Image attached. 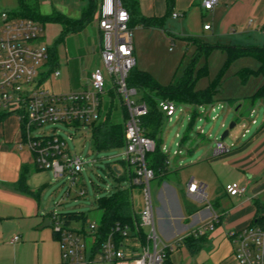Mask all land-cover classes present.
I'll return each mask as SVG.
<instances>
[{
    "label": "built area",
    "instance_id": "1",
    "mask_svg": "<svg viewBox=\"0 0 264 264\" xmlns=\"http://www.w3.org/2000/svg\"><path fill=\"white\" fill-rule=\"evenodd\" d=\"M219 3L220 0H203L202 6L205 10H213ZM13 11H0V112L18 118L23 138L21 143L26 144L34 155L36 166L40 170L52 171L56 180L68 176L73 187L86 163L71 154L69 143L61 136L57 125L78 129L100 122L105 116L106 96L111 95L112 90L107 89V79L100 67L91 73L80 91L57 93L46 88L48 80H56L62 73L50 64V47L40 43L43 25L30 18L15 17ZM179 16L180 13H173L174 18ZM131 18L123 0H101L97 12L102 37L100 58L128 112L124 161L132 171L130 186L141 189L143 209L139 228L147 230L145 241L140 235L132 236L129 227L119 225L99 242L98 223L88 222L85 231L82 228L74 230L65 226L58 213L52 212L53 231L60 244L63 264H92L96 261L103 264H167L174 250V246L163 242L156 231L152 192L156 174L146 161L147 154L156 150V143L146 136L141 126L148 106L142 100L141 92L128 83L136 66ZM137 96L141 97L134 99ZM158 104L168 121L176 116L178 105L175 102L159 100ZM252 124L257 122L252 120ZM46 126L52 129L46 131ZM243 127L242 137L245 138L250 130L245 125ZM235 146L217 141L215 154L230 153ZM180 153L175 151V155ZM206 188L202 182L191 181L188 192L198 201L208 202ZM225 190L230 196H241L247 187L233 182L226 185ZM219 219L214 214L194 234L203 236L214 231ZM228 235L234 240V258L238 264H264V219ZM89 238L91 247L87 244ZM18 240V236L14 237L13 242ZM95 247L97 252L94 254Z\"/></svg>",
    "mask_w": 264,
    "mask_h": 264
},
{
    "label": "crops",
    "instance_id": "2",
    "mask_svg": "<svg viewBox=\"0 0 264 264\" xmlns=\"http://www.w3.org/2000/svg\"><path fill=\"white\" fill-rule=\"evenodd\" d=\"M202 2L136 0L134 4L129 1L131 9H134L133 24L136 27L135 69L149 72L146 70L147 63L157 65V59L168 41L167 34L172 42L180 39L184 49L188 48V44L197 48V43L219 47H264V0H220L213 10H205ZM56 12L68 16L64 12ZM174 12L180 13V16L174 18ZM143 19L160 22V25L144 26ZM206 26L210 29H205ZM57 58L59 65V53ZM90 76L91 73L89 79ZM61 78L63 88L53 87V90L57 93L71 92L67 75L62 73L52 82L56 83ZM263 135L264 130L255 134L241 149L242 155L240 150L234 153L235 149L227 153L229 155H216L215 151V155H201L193 160L189 171L184 169L183 162L173 165L169 161L167 172L155 179L156 231L163 242L174 246L170 264H183L185 256L195 258L204 248H209L210 260L214 264H238L234 258L236 246L228 234L252 226L259 217L260 205L257 201L252 202L251 198L256 199L262 194L264 187L256 186L251 179L252 175L260 173L252 164L264 156ZM22 140L16 116L9 115L0 121V264H63L50 213L41 203L42 191L47 186L44 179L49 172L36 166L34 155L26 144L22 145ZM228 165L241 171L247 169L249 180L244 186L248 190L254 185L251 198L245 196L247 191L241 196H230L226 192V185L238 183L236 179L223 177L224 168ZM191 181L206 185L208 202L198 201L189 194ZM188 204L194 212L187 211ZM214 214L220 217L216 228L206 234L202 249L197 254H191L181 240L194 234ZM48 221H51V226L45 227ZM142 230L147 233V230ZM17 236L19 240L13 242ZM91 246L92 240L88 244V247Z\"/></svg>",
    "mask_w": 264,
    "mask_h": 264
},
{
    "label": "rangeland",
    "instance_id": "3",
    "mask_svg": "<svg viewBox=\"0 0 264 264\" xmlns=\"http://www.w3.org/2000/svg\"><path fill=\"white\" fill-rule=\"evenodd\" d=\"M39 1L41 13L51 14L61 11L75 19L83 16V10L89 3L88 0ZM100 2L101 0H94V20L89 23L86 29L62 36L63 27L61 25L46 23L43 25L44 31L41 34L40 43L55 48L57 55L60 54V64H57L56 68L64 76H68L71 92L82 90L88 82L89 73L100 67L107 79V89L112 90V95L106 96L107 106L111 101L115 105L112 119L115 123H122L125 120L121 105L123 100L117 94L113 81L103 68L100 58L102 37L96 20ZM16 9H18V0L0 1V11ZM132 28L136 29L134 26ZM167 37V44L157 59V65H152L153 63L149 62L146 65V70H150L149 72L157 78L155 79L163 85L176 84L188 64L196 59L195 89L199 91L210 89L213 103L207 106L179 104L176 116L171 121L166 119L164 122L163 152L169 155V161L173 165L183 162L184 169L189 171L193 160H197L201 155H215L216 142L222 141L223 133L229 129L232 122L236 123V127L229 131V136L226 137L224 143L228 146L235 144L234 153H238L239 150L241 152V149L249 143L255 134L264 130V99L254 103L255 95L264 86V73L249 75V71H259L262 66L261 61L255 56H244L231 62L228 60L227 52L222 49H216L209 55L199 56L194 45L188 44V48L184 49L180 39L172 42L169 34ZM62 54L63 57H61ZM59 80V83L48 80L45 84L46 88H63L64 81L62 78ZM139 97L141 96L134 99ZM253 110L255 112L252 115ZM194 112L199 115L192 123ZM252 120H255L257 124H252ZM243 125L250 130V134L245 138L242 137L245 132ZM57 128L60 130L61 136L68 141L71 154L81 157L86 165L78 176L77 184L73 187L68 176L56 180L53 172L47 170L49 174L44 179L47 186L42 191L41 203L47 213H85L89 217V222L99 223L102 211L97 208L96 200L110 195L119 186L118 181L111 175L110 167L121 168V161L125 160V148L99 150L94 142L93 128L90 126L76 129L58 124ZM51 129V126L45 127L46 131ZM200 130H203V133ZM177 135L179 136L177 137ZM262 138L264 140V135ZM175 151L181 153L175 155ZM248 151L249 148L246 152ZM252 165L260 173L252 175L251 180L256 186L264 187V156ZM120 170L123 171L122 168ZM50 172L52 173L50 174ZM248 175L247 169L241 171L231 165L226 166L223 171V177L230 180L236 179L241 186H244L249 180ZM239 178L242 179L239 180ZM124 183L122 182L123 186H128L127 183ZM253 186L247 190L246 197L253 196L251 192ZM83 190L84 195H81ZM152 192L155 200V181L152 182ZM132 198L135 211H142L143 198L139 187L133 189ZM251 200L259 203L260 217L264 214V191L256 199L252 197ZM81 227V222L75 220L71 228L79 230ZM90 243L91 239L89 238L88 244L90 245ZM208 249L204 248L195 258L185 256L183 264H196V262L214 264L210 260ZM92 264L103 263L96 261Z\"/></svg>",
    "mask_w": 264,
    "mask_h": 264
},
{
    "label": "trees",
    "instance_id": "4",
    "mask_svg": "<svg viewBox=\"0 0 264 264\" xmlns=\"http://www.w3.org/2000/svg\"><path fill=\"white\" fill-rule=\"evenodd\" d=\"M126 7L129 9L131 14V26L133 27V14L134 9H131L129 1L134 4L136 0H123ZM87 7L83 10V16L80 19H72L64 14L53 12L49 15H44L40 11L39 0H18V9L14 10L12 15L19 18H30L40 22L42 25L46 23H55L63 27V35L74 34L81 32L86 29L90 22L94 20L95 4L94 0H88ZM144 26H159L160 22H156L150 19H143ZM193 40V39H191ZM196 44L197 42L193 40ZM198 55H209L216 49H222L227 52L228 60L233 62L244 56H255L257 57L262 66L259 71H249L250 74H261L264 73V47H219L207 45L204 43H197ZM51 60L50 64L53 67L57 66V50L50 48ZM196 59H194L185 68L183 75L176 84L163 85L158 82L154 76L149 72L140 71L133 69L131 72L128 83L130 87L137 88L142 94V100L146 102L148 106V113L141 120V126L146 136L155 140L156 150L153 153L147 154L146 161L148 167L155 171L156 178L163 173H166L169 168V155L163 152V125L166 120L164 113L161 111L158 101L168 100L179 104H190V105H211L213 103V96L210 89L207 90H196V80L194 78L196 67ZM112 95V94H111ZM264 99V86L258 91L254 97V103L258 100ZM123 117L125 118L122 123H115L113 121V111L115 105L113 101L108 104L105 111L104 118L98 122L92 124L90 127L93 128L94 142L99 150H111L115 148H125L126 137H125V123L128 119V112L123 103L121 102ZM198 113L194 112L192 123L198 117ZM9 114L0 112V121L5 120ZM193 125V124H192ZM185 141V140H184ZM122 168L123 171L120 169ZM121 168H111L112 177L118 181L119 186L110 195L102 197L96 200V206L102 211V216L98 223L97 235L99 236L98 241L104 240L116 226L129 227L131 235H140L141 239L145 241V233L142 228H139L140 224V213L135 211L134 202L132 198V191L134 187L130 186V177H132V171L129 164L125 161H121ZM122 182L127 183L128 186H123ZM124 183V184H125ZM189 213L195 210L191 208L190 204L187 206ZM50 218L52 213L49 214ZM61 220L65 226L72 227L75 220H78L82 224V230L85 231V227L89 222V217L85 213H59ZM264 219L263 215L257 218L256 222H260ZM57 238L56 234L54 233ZM206 236H197L195 234L184 237L181 242L184 244L191 254H197L204 243L206 242ZM97 252V247L93 248V253ZM167 264H170L168 259Z\"/></svg>",
    "mask_w": 264,
    "mask_h": 264
},
{
    "label": "water",
    "instance_id": "5",
    "mask_svg": "<svg viewBox=\"0 0 264 264\" xmlns=\"http://www.w3.org/2000/svg\"><path fill=\"white\" fill-rule=\"evenodd\" d=\"M235 127H236V123H235V122H232V123L230 124L229 129L223 133V135H222V137H221V140L224 141V140L226 139V137L229 136V131L232 130V129H234ZM44 226H45V227H46V226H49V227H50V226H51V221H48V224H47V225H44Z\"/></svg>",
    "mask_w": 264,
    "mask_h": 264
}]
</instances>
